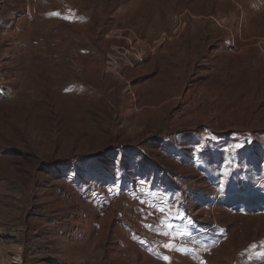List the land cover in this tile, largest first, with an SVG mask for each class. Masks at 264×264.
<instances>
[{"label": "rangeland", "instance_id": "rangeland-1", "mask_svg": "<svg viewBox=\"0 0 264 264\" xmlns=\"http://www.w3.org/2000/svg\"><path fill=\"white\" fill-rule=\"evenodd\" d=\"M0 8V264H264V0Z\"/></svg>", "mask_w": 264, "mask_h": 264}, {"label": "snow or ice", "instance_id": "snow-or-ice-1", "mask_svg": "<svg viewBox=\"0 0 264 264\" xmlns=\"http://www.w3.org/2000/svg\"><path fill=\"white\" fill-rule=\"evenodd\" d=\"M159 211H161V212L163 213V212H164V209L161 208V209H159ZM162 223H163V221H162ZM166 226H167L169 229H171V228L173 227L171 223H168ZM165 247H170V246L165 245ZM164 259L167 261V260H168V257H164ZM202 264H203V262H202Z\"/></svg>", "mask_w": 264, "mask_h": 264}, {"label": "bare ground", "instance_id": "bare-ground-1", "mask_svg": "<svg viewBox=\"0 0 264 264\" xmlns=\"http://www.w3.org/2000/svg\"><path fill=\"white\" fill-rule=\"evenodd\" d=\"M8 1V0H7ZM1 9V8H0Z\"/></svg>", "mask_w": 264, "mask_h": 264}]
</instances>
